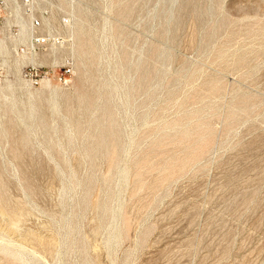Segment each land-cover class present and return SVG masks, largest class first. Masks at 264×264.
I'll list each match as a JSON object with an SVG mask.
<instances>
[{
    "label": "rangeland",
    "instance_id": "rangeland-1",
    "mask_svg": "<svg viewBox=\"0 0 264 264\" xmlns=\"http://www.w3.org/2000/svg\"><path fill=\"white\" fill-rule=\"evenodd\" d=\"M81 1L0 84V264H264V0Z\"/></svg>",
    "mask_w": 264,
    "mask_h": 264
},
{
    "label": "built area",
    "instance_id": "built-area-1",
    "mask_svg": "<svg viewBox=\"0 0 264 264\" xmlns=\"http://www.w3.org/2000/svg\"><path fill=\"white\" fill-rule=\"evenodd\" d=\"M56 1L0 0V42L7 45L10 53L9 58L0 53V84L3 79L14 76L8 71L6 59H26L21 71L27 73L35 70L38 74L39 68L48 66L37 67L44 58H50L70 44L69 39L53 31L49 23V15ZM23 23L27 27L26 35H23ZM66 66L62 65L64 73H70L71 69Z\"/></svg>",
    "mask_w": 264,
    "mask_h": 264
},
{
    "label": "bare ground",
    "instance_id": "bare-ground-1",
    "mask_svg": "<svg viewBox=\"0 0 264 264\" xmlns=\"http://www.w3.org/2000/svg\"><path fill=\"white\" fill-rule=\"evenodd\" d=\"M82 1L81 0H66V3L67 4H69V5H78L79 3H81ZM108 21V20H107ZM69 25H70V23H69ZM26 33H27V27H26V24L25 23H23V35H26ZM79 33L81 34V32L79 31ZM91 37V36H90ZM90 42H91V40H90ZM90 42H87V43H90ZM0 53L1 54H3L4 56H6V57H10V53L8 52V49H7V45L4 43V42H0ZM14 62L15 61H24L25 63H26V59H21V60H18V59H16V60H13ZM6 62L7 63H11L12 61H10L9 59H6ZM110 69V68H109ZM42 85H43V87H45V88H50V86H51V83H50V81L49 80H44V81H42ZM14 91V90H13ZM11 93H13V92H11ZM14 102H16V101H14ZM30 112V111H29ZM32 113V112H31ZM34 117V116H33ZM52 140V139H51ZM123 170H125L126 171V169H123ZM64 174V173H63ZM126 174V173H125ZM125 174L122 172V174H119V175H121V178L123 179L122 181H124L125 182V180H124V178H125ZM65 175V174H64ZM119 177V176H118ZM119 182H120V180H119ZM118 187V186H117ZM122 189V188H121ZM117 191V190H116ZM118 193H120V191L118 192ZM119 195V194H118ZM118 195H117V197H118ZM121 196V195H120ZM121 202V201H120ZM118 207V206H117ZM116 211H118V209L116 210ZM120 211V210H119ZM112 224V223H111ZM114 224H115V221L113 222V228H112V232H111V236H110V240L112 241H114V239L116 238V236L119 234H117L116 233V231H115V228H114ZM19 225V224H18ZM11 229V228H10ZM17 232V231H16ZM20 236V235H19ZM118 238H120L119 236H118ZM118 238H116V239H118ZM20 239V238H19ZM109 240V241H110ZM8 241V240H7ZM20 241V240H19ZM112 241V242H113ZM115 241H117V240H115ZM113 243H115V242H113ZM109 244H110V242H109ZM26 245V244H25ZM112 247V246H111ZM66 248H67V246H66ZM60 255V254H59ZM26 258V257H25ZM41 259H43V258H41ZM47 261V260H46ZM29 263V262H28ZM47 264V263H46Z\"/></svg>",
    "mask_w": 264,
    "mask_h": 264
}]
</instances>
